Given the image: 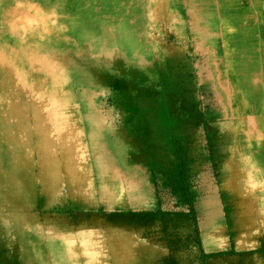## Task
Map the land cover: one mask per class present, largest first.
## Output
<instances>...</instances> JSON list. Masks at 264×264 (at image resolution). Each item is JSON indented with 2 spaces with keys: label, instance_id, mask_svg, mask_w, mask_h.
Masks as SVG:
<instances>
[{
  "label": "bare ground",
  "instance_id": "1",
  "mask_svg": "<svg viewBox=\"0 0 264 264\" xmlns=\"http://www.w3.org/2000/svg\"><path fill=\"white\" fill-rule=\"evenodd\" d=\"M241 1L245 4L238 9L242 30L237 48L247 61L254 58V65L253 69L239 66L234 75L237 82L228 87L225 117L234 118L244 129L235 156L239 167L236 162L229 164L230 179L220 185L222 190L239 195V228L233 220L229 223L237 250L252 247L257 237L264 241V132L260 126V114L264 113V20L257 22V0ZM175 2L0 0V264H135L116 223L69 231L56 220L38 222L25 211L32 201V191L25 189L37 184L49 204L61 184L70 199L83 202L91 199L96 188L114 203L119 169L111 158L109 143L103 142V134L96 132L93 122L87 128L88 149L84 148L80 127L72 120L78 117L74 113L77 100L67 88L72 74L62 67L61 51L84 45L91 54L112 49L130 59L151 58L155 42L139 37L138 43L134 30L118 21L134 23L139 10L147 20H154L166 16V6L174 14L178 10ZM197 3L216 14L224 13L225 0ZM261 6L264 9V1ZM211 21L220 23L219 29H210L212 34L218 33L223 40L232 35L224 25L226 20ZM247 78L251 82L245 84ZM33 164L36 176L27 171ZM90 170L96 179L88 177ZM126 183L141 193L135 175L126 178ZM203 201L204 249L222 250L226 241L221 237L217 208L208 205L207 195Z\"/></svg>",
  "mask_w": 264,
  "mask_h": 264
},
{
  "label": "rangeland",
  "instance_id": "2",
  "mask_svg": "<svg viewBox=\"0 0 264 264\" xmlns=\"http://www.w3.org/2000/svg\"><path fill=\"white\" fill-rule=\"evenodd\" d=\"M174 1L178 9L174 14L166 6V16H155L154 20H147L145 12L139 10L134 23L129 25L125 19L118 21L134 30L138 43L139 37L155 42L151 58L130 59L122 51L112 49L91 54L84 45L61 51L62 67L72 74L67 88L77 100L74 113L78 117L71 119L80 127L84 148L88 149L87 128L93 122L96 132L103 134V142L109 143L111 158L119 169L115 176L114 203L96 188L86 202L70 199L61 184L48 204L34 184L25 189L32 191L31 206L25 211L38 222L56 220L69 231L112 222L122 230L131 228L136 235H142L165 251V256L149 264H264V241L260 237L252 247L235 248L229 223L233 220L239 228V195L220 188L221 182L230 179L227 166L236 162L239 167L235 156L244 129L234 118L225 117L224 103L230 100L228 87L231 89L237 82L234 75L239 66L248 65V69H253L254 65V58L248 57L247 61L237 48L242 30L238 9L245 3L225 0L224 13L216 14L197 0ZM257 1L259 24L264 20L261 6L264 0ZM220 19L226 20L224 25L232 34H227L226 40L210 32L213 27L220 28L218 21L211 20ZM247 73L244 72L245 76ZM249 82L247 78L244 83ZM159 86L165 88V95L156 98L153 92ZM168 103L172 105L170 116L166 114ZM184 103L196 105L203 116V125L196 127L190 122L187 127L184 123H171L170 119H174L176 110ZM260 117L263 133L264 113ZM173 138L181 143L182 154L177 153ZM179 159L187 163L190 202L173 192L178 184ZM165 164L173 174L172 192L164 185ZM29 168L27 171L36 176L37 167L33 164ZM88 175L91 180L96 179L91 170ZM130 175L136 176L141 193L129 188L126 178ZM206 188L210 191L207 194ZM205 195L208 205L216 207L221 217V237L226 241V248L222 250L207 252L203 246L201 223ZM130 213L156 215L129 216Z\"/></svg>",
  "mask_w": 264,
  "mask_h": 264
},
{
  "label": "trees",
  "instance_id": "3",
  "mask_svg": "<svg viewBox=\"0 0 264 264\" xmlns=\"http://www.w3.org/2000/svg\"><path fill=\"white\" fill-rule=\"evenodd\" d=\"M166 108L168 109V112L166 114H167V116H170L172 114L171 113L172 105L170 103H168ZM176 111H177V114L174 116V119H170V121L173 125H176V124L178 125L179 123H181V124L184 123V125H187V127H188L189 125H191L193 123L194 126L197 127V126L204 124L203 116L197 110V107L195 104H193L191 106H185V103H184V104L180 105ZM190 122H192V123L189 124ZM172 140H173V142L176 141L175 146L177 149V153L180 152V154H182L181 143L175 138H173ZM176 167H177L176 179L178 181V184L176 185L175 190L173 192H174V194L177 193L180 196H182L183 199L189 200L188 199L189 195L187 192V181H186L187 180V174H188V170H186L187 163L185 160L179 159L177 164H176ZM162 177L164 179V185L166 187H168L169 189H171V192H172L171 177L173 178V174H172V171L170 169L168 170V164L165 166V168H163ZM173 186H174V184H173ZM175 191H177V192H175ZM189 202H190V200H189ZM133 215L134 216H144V215L145 216H148V215L155 216L156 214L155 213L154 214L153 213H140V214L130 213L129 214V216H133Z\"/></svg>",
  "mask_w": 264,
  "mask_h": 264
},
{
  "label": "crops",
  "instance_id": "4",
  "mask_svg": "<svg viewBox=\"0 0 264 264\" xmlns=\"http://www.w3.org/2000/svg\"><path fill=\"white\" fill-rule=\"evenodd\" d=\"M118 231L125 241H127L130 259L134 258L135 263L149 264V261L152 262L159 257L165 256L163 249H160L155 243L149 242L142 235H136L133 229L125 227L123 230L118 229Z\"/></svg>",
  "mask_w": 264,
  "mask_h": 264
},
{
  "label": "flooded vegetation",
  "instance_id": "5",
  "mask_svg": "<svg viewBox=\"0 0 264 264\" xmlns=\"http://www.w3.org/2000/svg\"><path fill=\"white\" fill-rule=\"evenodd\" d=\"M153 94L156 98L163 97L165 95V88L163 86H159L154 90Z\"/></svg>",
  "mask_w": 264,
  "mask_h": 264
}]
</instances>
